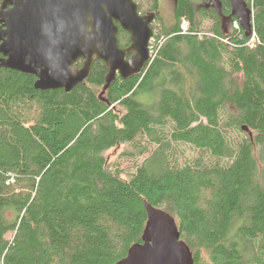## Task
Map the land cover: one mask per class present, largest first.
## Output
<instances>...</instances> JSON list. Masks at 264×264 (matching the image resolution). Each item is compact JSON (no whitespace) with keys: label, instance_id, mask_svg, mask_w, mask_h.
Listing matches in <instances>:
<instances>
[{"label":"trees","instance_id":"trees-1","mask_svg":"<svg viewBox=\"0 0 264 264\" xmlns=\"http://www.w3.org/2000/svg\"><path fill=\"white\" fill-rule=\"evenodd\" d=\"M135 1L156 14L151 59L103 94L101 59L69 92L0 67V264H115L142 241L146 203L194 264H264V0H248L250 35L231 0L228 30L210 0H175L171 22ZM121 144L130 170L105 156Z\"/></svg>","mask_w":264,"mask_h":264},{"label":"water","instance_id":"water-1","mask_svg":"<svg viewBox=\"0 0 264 264\" xmlns=\"http://www.w3.org/2000/svg\"><path fill=\"white\" fill-rule=\"evenodd\" d=\"M7 3L12 5L4 13L8 39L0 51L9 57L0 59V67L36 74L37 89L69 92L89 76L95 59H101L108 67L103 94L117 74L128 78L141 73L151 59L156 14H141L135 0H5L3 6ZM210 3L223 15L220 0ZM231 5V15L250 35L253 9L248 0H231ZM222 17L224 23L228 16ZM120 27L130 35L127 48L120 47ZM145 207L142 241L115 264H194L175 218L150 203Z\"/></svg>","mask_w":264,"mask_h":264},{"label":"rangeland","instance_id":"rangeland-1","mask_svg":"<svg viewBox=\"0 0 264 264\" xmlns=\"http://www.w3.org/2000/svg\"><path fill=\"white\" fill-rule=\"evenodd\" d=\"M193 1L198 2L199 0H193ZM159 3H160L161 15L163 16L165 20L171 22L173 20V10H174V5H175V0H159ZM229 23H230V19L225 18L224 26L226 30L229 29V25H230ZM130 149L131 147H128L127 145H124V144L111 148L105 153L108 163L113 166L118 165L124 170H130L129 167L131 163V160H130L131 158L129 155L126 154V152L130 151ZM179 151L182 157H194L196 154V150L186 145H181L179 147ZM143 158L144 156L140 157L141 161L143 160Z\"/></svg>","mask_w":264,"mask_h":264},{"label":"flooded vegetation","instance_id":"flooded-vegetation-1","mask_svg":"<svg viewBox=\"0 0 264 264\" xmlns=\"http://www.w3.org/2000/svg\"><path fill=\"white\" fill-rule=\"evenodd\" d=\"M4 1L5 0H0V45H2L4 43V41L8 39V37H7L6 33H5V31L7 30L8 27H7V24H6V21H5L4 13H5V11L9 10L12 7V5L10 3H7L6 5L3 6ZM2 6H3V9H2ZM8 57H9V55H6L5 53L0 51V59L1 58L4 59V58H8ZM2 69L11 70V71H19V72H22L24 74H28V75H30V76H32L34 78V82L35 83H36V81L38 79L36 74L26 73V72H23L22 70H18V69H15V68L2 67Z\"/></svg>","mask_w":264,"mask_h":264},{"label":"built area","instance_id":"built-area-1","mask_svg":"<svg viewBox=\"0 0 264 264\" xmlns=\"http://www.w3.org/2000/svg\"><path fill=\"white\" fill-rule=\"evenodd\" d=\"M187 26H188V25H187V22L184 21V23H183V25H182L183 29L186 30V29H187Z\"/></svg>","mask_w":264,"mask_h":264}]
</instances>
